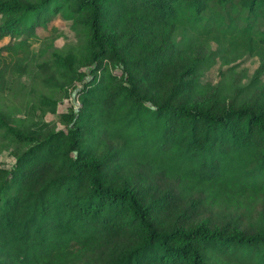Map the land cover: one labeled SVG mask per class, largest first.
I'll return each instance as SVG.
<instances>
[{"label":"trees","instance_id":"1","mask_svg":"<svg viewBox=\"0 0 264 264\" xmlns=\"http://www.w3.org/2000/svg\"><path fill=\"white\" fill-rule=\"evenodd\" d=\"M5 37L0 94L35 69L31 119L0 108V264H264V85L202 80L264 69V0H0Z\"/></svg>","mask_w":264,"mask_h":264},{"label":"rangeland","instance_id":"2","mask_svg":"<svg viewBox=\"0 0 264 264\" xmlns=\"http://www.w3.org/2000/svg\"><path fill=\"white\" fill-rule=\"evenodd\" d=\"M54 28H57L55 30ZM39 36L47 34H56L52 47L60 49L62 47L72 45L77 41L76 30L60 17L52 18L46 28H39L37 30ZM8 41L7 37L0 40V46ZM49 41L48 38H42L39 42L33 44L32 50L36 60L46 58L51 48H45L44 43ZM217 46L212 43L211 48L215 49ZM43 53L39 54L38 51ZM51 49V50H50ZM38 50V51H37ZM263 61L258 56H250L246 53L235 55L228 63L217 59L216 63L203 71L202 80L210 83L220 90L223 94H238L239 97H247L250 93L258 90L264 85V69L261 68ZM32 68L35 69V66ZM28 67V72L15 79L10 83V88L5 93L0 94V108L11 109L16 112L19 118L24 120L31 119V115L23 109L22 105L26 99H31L32 87H34L33 71ZM223 69V70H222ZM263 69V71H262ZM222 70V73L220 71ZM64 103L67 105L69 99L64 98ZM44 119L53 120L55 116L50 112H46ZM4 150H0V161H9L10 157Z\"/></svg>","mask_w":264,"mask_h":264}]
</instances>
